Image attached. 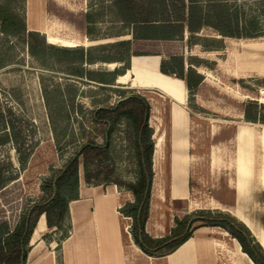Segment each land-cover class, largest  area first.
<instances>
[{
  "label": "rangeland",
  "instance_id": "obj_1",
  "mask_svg": "<svg viewBox=\"0 0 264 264\" xmlns=\"http://www.w3.org/2000/svg\"><path fill=\"white\" fill-rule=\"evenodd\" d=\"M196 1H199L204 7H207L211 1H226L231 11L236 13L241 21L240 32L245 30L252 33L254 27L257 26L264 34V0ZM2 2L0 0V3ZM29 2L31 5L28 10V23L33 21L31 27L35 26L34 28H36L37 24L45 23L47 17L45 18L43 13L41 0H29ZM8 3H10L9 8L23 17L25 13L23 0H8ZM74 7L78 14H69L56 7L55 4H51L48 9L52 15L72 24V27L81 34L86 35L85 17H81V13L85 11L95 18L94 36L96 39L109 40L107 43L122 41L123 37H128L125 40L131 39L129 36L110 38L127 35L131 31V27L120 20L112 0H77ZM31 10H37L36 18H30ZM253 23L254 25L250 26ZM44 37L46 39V36ZM223 39L215 30L204 27L193 38H190V33L186 31L184 40L159 44L140 43L135 48L138 54L147 55L138 57L158 55L162 57L163 61H168L172 56L182 57L187 71L188 68H192L196 73L205 71L209 75L208 80L199 87L197 98L189 97L185 105L188 113L191 114L192 123L189 135L191 153L195 155L191 158L188 168L189 177L186 183L190 195L187 200H172L168 122L172 100L167 95L157 89L133 88L131 82H126L127 84L115 83V86L110 87L91 81L102 78L104 74L100 73L113 72L118 69L122 71L123 64L119 63L114 64L113 67L104 63L88 65L63 56L57 57L48 54L44 58L47 61L46 65L43 66L31 57L28 47L20 38L0 34V108L10 109L14 113L16 119L10 121L18 122V126L23 124L26 130L24 139L28 140L27 146L31 148L29 160L24 166L19 162L24 155H19L13 144L0 146V166L6 169L8 178L15 179L0 193V222L7 221L12 226L16 225L29 206L43 199L44 195L40 188L42 182L54 172L60 171L77 147L82 144L83 130L81 128L90 131L91 126L83 120L86 113L98 108L111 107L120 101L121 96L133 94L141 95L147 99L151 106L150 127L154 130L156 138L163 135L164 139L162 153L154 171L156 185L153 187V206L157 212L156 216L160 217L158 213L160 211L164 215L162 221L168 224L177 215H181L182 219L184 210L192 203L195 207H192L193 210L188 213L196 209L210 210L209 203L211 201L228 204L229 208L224 209L231 212L237 210L238 194L236 195L234 190H229L232 188H228L229 185L233 186L234 180L235 145L232 142L225 148V154L221 157L225 165L214 172L210 167L209 148L215 142L238 135L239 127L242 124H247L244 120V109L250 101H257L260 105H264V78H257L256 74L248 73L245 70L242 74L245 77L243 81L234 80L231 77L232 74H227L233 72L234 69L237 70V67L245 65L246 58L251 59L255 55L259 56L260 52L247 49V43L253 42L254 39H244L249 40L248 42L243 39L240 41L238 39ZM223 42H225V49L222 52L212 51L213 53L210 55L203 53L206 51L205 48L218 50ZM254 42L260 47L264 46L262 44L264 40ZM46 43L49 44L47 39ZM96 55L99 56V53H94L93 56ZM99 57L117 59L119 55L117 51H108ZM246 65H258L264 71V60L261 58ZM81 74L83 78L74 76ZM237 76L238 74H236ZM109 78L105 77L106 80ZM260 111L264 113V110ZM213 124L221 126L218 129H222V131L218 130L221 132L216 137L212 136L210 132V127ZM127 128V125L122 123L114 136L112 162L115 164L117 172L115 178L118 177L123 182H135L137 165L134 152L125 141L124 131ZM28 129L34 131L33 140L30 137L29 131L31 130L28 131ZM258 160H260L261 166L259 164L255 174L251 167V185L247 205L251 218L256 216L253 183L254 181L256 183L258 178L263 179L264 176L260 175V172L264 173V157L261 156ZM81 173L83 175L82 169ZM110 187H114V185ZM118 190L123 192L122 201L124 199L133 200V196L125 189ZM162 199L165 201L163 204ZM73 206L74 210L75 204ZM222 213L228 214L225 211ZM121 216L123 227L131 226L129 231L131 233L133 221ZM261 218H264V213ZM68 225V221H66L62 225V231L54 232L55 236L46 234L49 237L48 241L53 239L59 241L62 234L69 229ZM221 232L225 234L229 252L226 253L223 264H233L234 255L231 249L234 244H237V240L222 229Z\"/></svg>",
  "mask_w": 264,
  "mask_h": 264
},
{
  "label": "trees",
  "instance_id": "obj_2",
  "mask_svg": "<svg viewBox=\"0 0 264 264\" xmlns=\"http://www.w3.org/2000/svg\"><path fill=\"white\" fill-rule=\"evenodd\" d=\"M0 3V34L20 38L28 47V52L41 65H46L48 54L63 56L88 65L98 63L123 64L122 71L100 73L102 78L91 80L105 86H115L117 79L130 69L132 57L147 56L138 54L135 50L140 43H170L184 40L185 33L190 38L197 36L204 27L215 30L221 37L230 39H260L264 38L261 28L254 31L240 32L241 21L236 13L231 11L226 1H211L204 7L196 0H112L122 22L131 27L127 35L110 38L131 37L114 43L93 45L85 49L56 47L47 44L43 35L29 32L26 26L25 13H15L8 6V0ZM25 5V0H23ZM140 10V12H138ZM177 15V16H176ZM85 34L90 41H99L94 36L95 18L89 12L85 15ZM247 24V22H245ZM254 25L251 24L250 26ZM254 32V33H253ZM109 39V38H107ZM218 49L206 51H220ZM108 51H117L119 57H99ZM99 53V56H93ZM158 56V55H157ZM170 62V64H168ZM170 65V66H169ZM173 65V66H172ZM160 72L174 76L186 84L190 98H194L198 88L203 83V77L192 68L185 69L183 58L172 56L162 61ZM76 74V73H75ZM92 74V73H91ZM99 74V73H97ZM83 78V75H74ZM110 77L108 80L105 77ZM93 79V78H91ZM81 109V107H80ZM264 105L250 101L244 109L246 123L264 125ZM151 106L141 95L121 96L120 101L111 107L98 108L86 113L83 120L91 126L90 131L83 130V142L68 159L65 166L54 172L41 184L44 197L41 201L29 206L16 225L7 221L0 222V264H26L30 252V242L39 218L44 215L50 231H62V225L68 221L69 229L58 241V250L70 234L69 205L79 200L80 173L88 186H116L125 189L133 196V202L126 203L120 210L123 217L131 219L132 238L143 253L151 257H164L175 252L187 242L194 232L201 227L221 228L233 239L237 240L244 254L254 264H264V250L256 241L250 230L229 214L210 210H199L182 219H176V228L163 239H152L145 231L149 218V210L154 182L153 156L155 151L154 130L150 127ZM16 119L14 113L0 108V146L13 144L19 155H24L19 161L26 164L30 157V146L24 139L26 132L23 124L10 121ZM84 122V121H83ZM122 123L127 125L124 131L125 141L135 155L137 179L135 182H123L117 176L112 156L114 136ZM31 130V131H29ZM33 140L35 134L28 129ZM27 138V137H26ZM33 144V141H32ZM111 162V164H110ZM11 164V163H10ZM6 175V169L0 166V193L14 182ZM48 235L44 237L48 241Z\"/></svg>",
  "mask_w": 264,
  "mask_h": 264
},
{
  "label": "crops",
  "instance_id": "obj_3",
  "mask_svg": "<svg viewBox=\"0 0 264 264\" xmlns=\"http://www.w3.org/2000/svg\"><path fill=\"white\" fill-rule=\"evenodd\" d=\"M41 4L45 18H48V16L51 14L48 7H50L51 4H55V1L41 0ZM30 5L31 3L29 0H25V19L27 30L29 32H36L43 35L42 30L34 28L35 26L31 27L30 23H28V10ZM57 6L58 5H56V7ZM86 13L87 12L83 11L81 13V17H85ZM257 40L264 39L262 38L252 40L253 42L247 43V49L260 52V55H255V57L253 56L251 59L246 58V64L258 61L260 58L264 60V46L260 47L258 44H256L254 41ZM244 41L248 42L249 40ZM262 44L264 45V42ZM224 49L225 42H223V48L219 52H222ZM203 53L205 55H210L213 52L203 51ZM136 60L141 61L136 63L138 66L139 78H137V76L132 73L135 64L134 62H136ZM162 61L163 59L161 56L132 57L130 69L127 71L129 75L127 83L131 82V87L133 88L145 90L157 89L172 100L168 115L170 133L169 160L172 174L171 198L172 200H187L188 196L190 195V191L186 186L188 180L187 178L189 177L188 168L191 158L195 156L191 153V142L189 135L190 126L192 123L191 114H189L185 108L189 95L184 81L175 77L164 75L160 72ZM246 64L241 65L240 68L237 67V70L234 69V73L228 72L227 74H232L231 77L234 80L240 81L245 80V77L242 76L245 71L248 73L250 72L251 74H256L257 78H264V71L260 66H250ZM152 72L169 78L173 82L172 86L175 88L174 92L149 83L148 77L152 74ZM198 74L203 77V83L208 80L209 75L205 71L202 73L198 71ZM236 74H238V76L241 75V77H236ZM197 96L198 95L196 93L194 99H196ZM220 127L221 126H216L213 124L210 127L211 135L216 137L222 131V129H218ZM160 137L162 138L160 149H158V145L155 141V151L153 156L154 171L155 165L157 164V159L159 160L162 153L164 139L163 135L159 136V138ZM232 142L235 145V158L233 160L234 180L233 186L229 185L228 188H232L229 190H234L235 194H238L237 209L244 212L249 221L253 222H251L253 225H256L258 228L260 227L264 231V218H261L262 213H264V173L262 172H260V175L263 176V179L258 178L257 182L255 183L254 181L253 183L255 195L254 213L256 215L254 218L249 216V210L247 207L249 203V187L251 185V171L253 169L254 174L256 173V170L259 168L258 166L260 164V160L258 159H260L261 156L264 157V125H255L250 123L242 124L239 127L238 135L236 134L234 138L231 137L229 139H224L213 143L209 148L208 154L211 171L214 172L224 167L225 164L221 157L223 154H225V148L232 144ZM176 158L178 160L181 159L187 161V168L185 171H179L178 175L174 173V168L172 167L174 159ZM155 178L156 176L154 177V181ZM237 185L240 188L239 193L237 191ZM87 186L88 185L85 183L82 173H80L79 200L73 201L69 205L71 230L69 237L64 242H62L60 250L57 251L59 247L58 240H44L46 234H54L56 231H50L48 229L46 218L44 215H42L37 222L33 236L31 238V248L26 264H223L226 253H229L227 240L224 237L225 234L221 232V228L201 227L194 232L193 236L187 242H185L172 254L164 257L148 256L143 253L141 249L134 243L132 235L129 232L131 226L126 225L123 227V218L119 210L126 203L133 202V200L124 199L122 201L121 198L123 192L119 191L116 186L105 187V190L100 186L98 188H93L94 186ZM175 189L178 190V195L176 196L174 193ZM161 201L162 204L165 202L164 199ZM73 204H75L74 210L72 209ZM153 205L152 186L149 218L145 225V231L152 239H163L169 236L176 228L175 221L176 219H181V215H177V217L166 224L162 221V217H164L163 213L159 211L158 213L160 214V217H157V212H155ZM192 207H195L193 203L184 210L185 212L182 215L183 218L200 210L196 209L191 213H188V211L193 210ZM209 207L210 211H225L241 222L237 216L233 214V212L228 209H224L229 208V205L225 204L224 202L211 201L209 203ZM42 220L44 222L43 229H45L42 231L35 243L34 235L38 225L42 222ZM241 223L245 225V223ZM245 226L247 227V225ZM55 235L56 234H54V236ZM256 241L264 250L262 242H260L258 239H256ZM231 251L234 255L233 264H238V261L241 262L242 258H244V253L238 242L236 245L234 244Z\"/></svg>",
  "mask_w": 264,
  "mask_h": 264
},
{
  "label": "bare ground",
  "instance_id": "obj_4",
  "mask_svg": "<svg viewBox=\"0 0 264 264\" xmlns=\"http://www.w3.org/2000/svg\"><path fill=\"white\" fill-rule=\"evenodd\" d=\"M54 1H55V4L58 5L57 7H59L61 10H65V11H67V13L73 14V15L74 14H78L77 13V9L74 7V5L77 2V0H54ZM37 13H38L37 10H31L30 11V18L31 19L33 17L36 18ZM32 22H30L31 26H32V24H31ZM72 26L73 25L70 24L69 22H67L65 20H62V19H59L58 17L50 14L48 16V18L46 19L45 23L37 24L36 28L39 29V30H42V33L44 34V36H46L47 42L49 44H52V45H55V46H58V47H64V48L84 47L85 48V47H90V46H93V45L97 46V45L105 44V43L109 42V40L108 41L107 40L90 41L89 39H87L86 35L81 34L77 29H75ZM126 38H128V37H126ZM126 38L123 37L121 39L125 40ZM139 61L140 60H136V62H134L135 64H134V68H133V72H132L133 74H135L137 76V78H139V72H138V66H137L136 63H138ZM113 66H114V64L113 65L110 64V67H113ZM128 79H129V75L126 72L125 75L118 77L117 83L125 84L128 81ZM148 81H149V83H151L154 86H159V87H162V88L167 89V90L169 89L172 92H174V90H175L174 86H172L173 82L169 78L164 77V76H162L160 74H156L155 72H152V74L148 77ZM155 141H156V143L158 145V149H160L161 143H162V138L161 137L159 138V136H158L155 139ZM247 156H248V154H247ZM157 161H158V159H157ZM172 167L174 168V173L176 175H178L179 171H185V169L187 168V161L186 160H181V159L178 160L176 158V159H174ZM177 180H178V176H177ZM155 185H156V183L154 181L153 187H155ZM93 188H98V187L94 186ZM177 189L174 190L175 196L178 195V193H177L178 190ZM237 191H238V193L240 192V188H239L238 185H237ZM73 207L74 206H72V209H73ZM233 214H235L237 216V218L241 222H243V223H245V225H247L248 229L253 234V237H255L260 242H262V245L264 246V231L260 227L258 228L256 225H253L252 224L253 222L251 221L252 222L251 223L249 221V219L247 218V216H246V214L244 212H242V211L237 209V210H235L233 212ZM43 223L44 222L42 220V222L38 225V228H37V230L35 232V235H34L35 243H36V240L38 239V237L40 236V234L42 233V231L45 229V228L43 229ZM237 263L238 264H254L247 257L246 254H244V258H242L241 262L238 261Z\"/></svg>",
  "mask_w": 264,
  "mask_h": 264
}]
</instances>
